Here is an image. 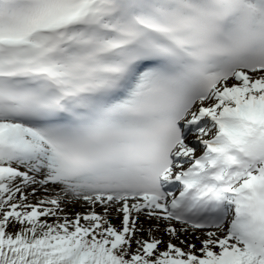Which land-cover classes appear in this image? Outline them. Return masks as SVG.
<instances>
[{
  "label": "snow or ice",
  "instance_id": "6c2138e0",
  "mask_svg": "<svg viewBox=\"0 0 264 264\" xmlns=\"http://www.w3.org/2000/svg\"><path fill=\"white\" fill-rule=\"evenodd\" d=\"M0 264H264V0H0Z\"/></svg>",
  "mask_w": 264,
  "mask_h": 264
}]
</instances>
